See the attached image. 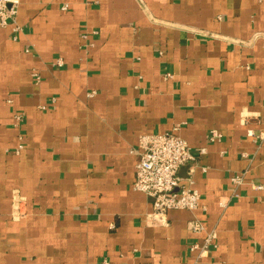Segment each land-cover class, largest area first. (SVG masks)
Here are the masks:
<instances>
[{
  "label": "crops",
  "instance_id": "obj_1",
  "mask_svg": "<svg viewBox=\"0 0 264 264\" xmlns=\"http://www.w3.org/2000/svg\"><path fill=\"white\" fill-rule=\"evenodd\" d=\"M175 125L205 148L177 170L199 208L154 223L135 149ZM0 264H264V0H19L0 28Z\"/></svg>",
  "mask_w": 264,
  "mask_h": 264
},
{
  "label": "built area",
  "instance_id": "obj_2",
  "mask_svg": "<svg viewBox=\"0 0 264 264\" xmlns=\"http://www.w3.org/2000/svg\"><path fill=\"white\" fill-rule=\"evenodd\" d=\"M18 5L19 0H0V28L15 23ZM34 76L36 80L39 79L36 73ZM178 128L179 125H175L171 132L141 135L135 149L138 158L132 188L151 197L152 212L149 219L154 223L166 224V213L170 210L194 211L199 208L200 194L192 186L193 178L182 182L177 177V170L183 163L194 161L198 155L205 152V148L192 150L187 141L176 133ZM248 135L252 136L251 131ZM220 137L218 131L211 129L207 139L214 141ZM244 175L245 172L231 175L232 186L238 187ZM256 188L260 189L262 186L256 185ZM232 193L237 195L235 190ZM189 227L197 233L204 229L203 224L197 219L189 221ZM214 247H216L215 234L208 232L201 242L191 243L189 250L195 251L196 259H199Z\"/></svg>",
  "mask_w": 264,
  "mask_h": 264
}]
</instances>
